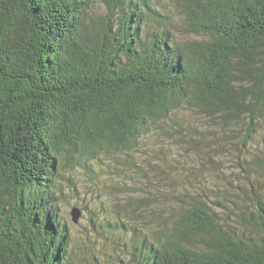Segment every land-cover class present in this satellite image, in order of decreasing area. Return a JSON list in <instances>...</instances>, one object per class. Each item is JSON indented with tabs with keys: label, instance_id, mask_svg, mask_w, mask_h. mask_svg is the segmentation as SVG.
<instances>
[{
	"label": "trees",
	"instance_id": "trees-1",
	"mask_svg": "<svg viewBox=\"0 0 264 264\" xmlns=\"http://www.w3.org/2000/svg\"><path fill=\"white\" fill-rule=\"evenodd\" d=\"M95 1L104 14H92ZM170 1L180 24L153 0H0V264H264L259 199L239 217L255 229L247 236L200 195L130 201L119 215L128 207L152 219L126 260L76 246L58 217L62 158L127 152L181 108L245 125L246 140L262 127L264 0Z\"/></svg>",
	"mask_w": 264,
	"mask_h": 264
},
{
	"label": "rangeland",
	"instance_id": "rangeland-1",
	"mask_svg": "<svg viewBox=\"0 0 264 264\" xmlns=\"http://www.w3.org/2000/svg\"><path fill=\"white\" fill-rule=\"evenodd\" d=\"M153 2L161 14L181 23L179 9L170 0ZM92 11L98 16L105 8L95 1ZM261 125L246 140L245 125L221 126L181 108L171 121L147 130L127 152L109 151L71 163L62 158L53 187L58 217L69 227L76 246L84 243L97 256L105 253L126 260L133 233L150 225L152 217L128 207L121 216L120 206L139 198L157 203L159 191L168 193L160 199L163 205H174L182 194L200 195L231 232L247 236L255 229L239 217L252 211L257 199L264 201V121ZM217 201L225 209L218 208ZM73 208L81 214L77 223L70 217ZM95 220L124 224L126 229L110 236L90 228ZM83 251L77 259L83 258Z\"/></svg>",
	"mask_w": 264,
	"mask_h": 264
},
{
	"label": "water",
	"instance_id": "water-1",
	"mask_svg": "<svg viewBox=\"0 0 264 264\" xmlns=\"http://www.w3.org/2000/svg\"><path fill=\"white\" fill-rule=\"evenodd\" d=\"M80 211L77 208H73L70 213V217L73 223H77L80 218Z\"/></svg>",
	"mask_w": 264,
	"mask_h": 264
}]
</instances>
